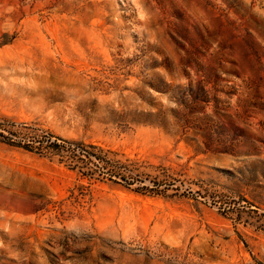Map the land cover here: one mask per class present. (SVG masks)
<instances>
[{
  "label": "rangeland",
  "instance_id": "374dc122",
  "mask_svg": "<svg viewBox=\"0 0 264 264\" xmlns=\"http://www.w3.org/2000/svg\"><path fill=\"white\" fill-rule=\"evenodd\" d=\"M0 264H264V0H0Z\"/></svg>",
  "mask_w": 264,
  "mask_h": 264
},
{
  "label": "built area",
  "instance_id": "2783aa9c",
  "mask_svg": "<svg viewBox=\"0 0 264 264\" xmlns=\"http://www.w3.org/2000/svg\"><path fill=\"white\" fill-rule=\"evenodd\" d=\"M16 127H19L21 129L27 128V123H20L16 124ZM11 142H14L16 144H24L25 137L21 133H17L16 131H13L11 134L7 135ZM45 144L49 147L55 149L59 153H65V154H87L82 147L77 145L76 143L66 141L60 137H56L53 135H46L45 137Z\"/></svg>",
  "mask_w": 264,
  "mask_h": 264
}]
</instances>
